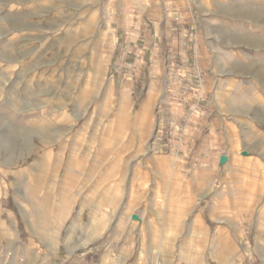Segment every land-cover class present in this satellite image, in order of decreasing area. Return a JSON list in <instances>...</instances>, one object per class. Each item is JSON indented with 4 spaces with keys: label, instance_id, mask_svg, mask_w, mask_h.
I'll return each instance as SVG.
<instances>
[{
    "label": "rangeland",
    "instance_id": "374dc122",
    "mask_svg": "<svg viewBox=\"0 0 264 264\" xmlns=\"http://www.w3.org/2000/svg\"><path fill=\"white\" fill-rule=\"evenodd\" d=\"M112 2L0 0V264H63L88 252L97 264L114 235L125 233L153 264L175 253L200 260L201 247L186 240L194 229L113 228L136 205L127 193L150 191L126 182L137 142L145 160L180 155L186 176L204 157L214 179L226 160H258L250 202L264 221V0H193L205 50H194L189 36L188 58L173 63L191 71L177 82L162 68L169 55L155 58L161 73H147L142 86L155 75L171 103L143 114L121 101L123 80L113 82L99 52ZM162 39V50L174 52V41Z\"/></svg>",
    "mask_w": 264,
    "mask_h": 264
},
{
    "label": "crops",
    "instance_id": "0c3cea01",
    "mask_svg": "<svg viewBox=\"0 0 264 264\" xmlns=\"http://www.w3.org/2000/svg\"><path fill=\"white\" fill-rule=\"evenodd\" d=\"M114 1L105 28L106 38L101 40L99 52L113 72V82L115 77L123 80L121 101L127 106L135 105L142 114L152 111L157 103H171L167 93L164 95L157 91L155 75L146 91L142 81L147 73H161V65L155 58H160L163 52L170 57L165 55L162 65L169 83L181 79L176 75L191 71L185 66L184 69L175 67L173 61H182L187 57V52L192 50L188 48L190 39L191 45L194 41L197 43L194 50L204 49V45L197 42L193 0ZM149 25L156 28L155 33L146 30ZM163 34L174 41V52L162 50ZM149 39L150 46L144 44ZM187 81L190 83L191 79L187 78ZM171 133L173 136L178 135L177 132ZM169 140L176 141L175 138ZM158 143L164 147V144ZM142 145L143 142H137L130 149L131 155L136 154V160L127 167L126 182L129 186L134 183L151 186L150 191L141 197H134L129 191L126 200H134L136 205L133 210L124 209L120 221L113 228L195 230V235L186 240H194L201 247L205 254L200 260L194 258L190 263L175 253L161 255L155 264H264V221L258 218V207L250 202V185L256 183L260 175L257 173L258 160L250 158L242 161L241 157L226 160L222 175L214 179L210 176V171L214 169L210 156L204 157L186 176L180 155L177 156L178 162L160 155L145 160L141 155L144 148ZM178 148L174 145L172 147ZM214 150H219V147ZM157 171L167 172L168 176L157 175ZM162 184L169 186L163 194L157 192V187ZM215 184L216 189L213 188ZM176 185L182 186L181 192L172 191ZM173 200L177 201L175 209L170 207ZM116 242H122L117 254L113 248ZM135 244L131 235H114L105 251L98 256L97 264H153L140 253V243L138 246ZM95 257L97 254L88 252L69 262L64 261L63 264H96Z\"/></svg>",
    "mask_w": 264,
    "mask_h": 264
}]
</instances>
